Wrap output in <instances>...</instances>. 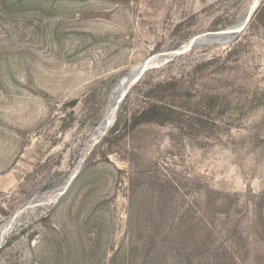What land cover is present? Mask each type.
<instances>
[{
  "label": "rangeland",
  "instance_id": "obj_1",
  "mask_svg": "<svg viewBox=\"0 0 264 264\" xmlns=\"http://www.w3.org/2000/svg\"><path fill=\"white\" fill-rule=\"evenodd\" d=\"M227 52L210 86L249 106L264 0H0V264H264V105L236 151L129 120L151 85Z\"/></svg>",
  "mask_w": 264,
  "mask_h": 264
},
{
  "label": "trees",
  "instance_id": "obj_2",
  "mask_svg": "<svg viewBox=\"0 0 264 264\" xmlns=\"http://www.w3.org/2000/svg\"><path fill=\"white\" fill-rule=\"evenodd\" d=\"M243 37L236 44H242ZM230 55L231 52H227L225 57L212 56L190 72L151 85L144 91L141 105L129 117L131 126L170 125L181 137L195 141L200 148L217 145L234 151L239 149V139L232 133L234 129H240L237 125L241 120H246L263 107L264 94L259 97L256 94L251 105L243 107L238 104L234 92H227L225 86H210L220 83L219 77ZM260 118L264 120V109ZM118 127L119 123H116L111 135L118 132ZM244 131L246 135L240 141L244 147L262 141L263 137L255 136L254 131ZM251 197L248 204L253 209V221H250L249 234L259 240L264 249V194Z\"/></svg>",
  "mask_w": 264,
  "mask_h": 264
},
{
  "label": "bare ground",
  "instance_id": "obj_3",
  "mask_svg": "<svg viewBox=\"0 0 264 264\" xmlns=\"http://www.w3.org/2000/svg\"><path fill=\"white\" fill-rule=\"evenodd\" d=\"M122 90V89H121Z\"/></svg>",
  "mask_w": 264,
  "mask_h": 264
},
{
  "label": "water",
  "instance_id": "obj_4",
  "mask_svg": "<svg viewBox=\"0 0 264 264\" xmlns=\"http://www.w3.org/2000/svg\"><path fill=\"white\" fill-rule=\"evenodd\" d=\"M248 22V21H247Z\"/></svg>",
  "mask_w": 264,
  "mask_h": 264
}]
</instances>
